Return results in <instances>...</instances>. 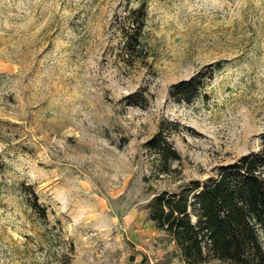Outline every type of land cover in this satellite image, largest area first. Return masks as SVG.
<instances>
[{"label": "rangeland", "instance_id": "obj_1", "mask_svg": "<svg viewBox=\"0 0 264 264\" xmlns=\"http://www.w3.org/2000/svg\"><path fill=\"white\" fill-rule=\"evenodd\" d=\"M193 80L192 101L174 95ZM263 137L264 0H0V264H187L152 198L205 187Z\"/></svg>", "mask_w": 264, "mask_h": 264}, {"label": "trees", "instance_id": "obj_2", "mask_svg": "<svg viewBox=\"0 0 264 264\" xmlns=\"http://www.w3.org/2000/svg\"><path fill=\"white\" fill-rule=\"evenodd\" d=\"M134 15L124 28L129 57L142 50L145 7ZM200 87L196 80L185 81L173 93L180 100L192 101ZM149 145L165 163L180 158L167 138L154 139ZM32 207L48 217L38 195ZM150 218L170 235L187 264H264V137L257 152L223 166L205 187L156 194L150 203Z\"/></svg>", "mask_w": 264, "mask_h": 264}]
</instances>
